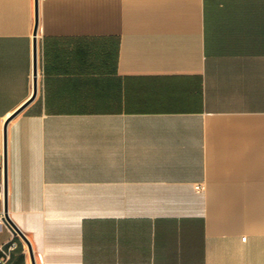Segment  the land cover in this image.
<instances>
[{
	"label": "crops",
	"instance_id": "obj_1",
	"mask_svg": "<svg viewBox=\"0 0 264 264\" xmlns=\"http://www.w3.org/2000/svg\"><path fill=\"white\" fill-rule=\"evenodd\" d=\"M2 215L0 264H264V0H0Z\"/></svg>",
	"mask_w": 264,
	"mask_h": 264
},
{
	"label": "water",
	"instance_id": "obj_2",
	"mask_svg": "<svg viewBox=\"0 0 264 264\" xmlns=\"http://www.w3.org/2000/svg\"><path fill=\"white\" fill-rule=\"evenodd\" d=\"M38 27V24L36 25V29ZM38 91V59H37V43L35 42L34 44V93L31 99H33ZM31 100H29L26 104H24L22 107H20L18 110H16L11 116L10 118L7 120L6 126H5V170L7 169V157H6V134H7V125L9 123V121L11 119H13L18 113H20L23 108L30 102ZM5 200H6V204H5V219L8 222V224L11 226V228L18 233L19 235H21L28 243V245L31 248V244L29 242V240L27 239V237L23 234V232L15 225V223L11 220V218L8 215V207H7V177L5 179ZM32 250V248H31Z\"/></svg>",
	"mask_w": 264,
	"mask_h": 264
},
{
	"label": "built area",
	"instance_id": "obj_3",
	"mask_svg": "<svg viewBox=\"0 0 264 264\" xmlns=\"http://www.w3.org/2000/svg\"><path fill=\"white\" fill-rule=\"evenodd\" d=\"M196 189H197V190H202V189H203V186H202L201 184H198V185H196ZM3 218H4L3 215L0 216V220H1V221H3ZM12 247H13V246H12ZM8 257H9V253L7 252L6 255H5V259H7Z\"/></svg>",
	"mask_w": 264,
	"mask_h": 264
}]
</instances>
